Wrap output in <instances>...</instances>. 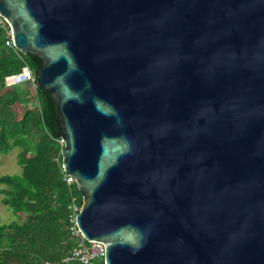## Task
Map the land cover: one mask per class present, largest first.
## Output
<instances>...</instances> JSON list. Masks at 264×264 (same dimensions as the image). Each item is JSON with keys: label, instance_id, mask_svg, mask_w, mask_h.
I'll return each mask as SVG.
<instances>
[{"label": "water", "instance_id": "water-1", "mask_svg": "<svg viewBox=\"0 0 264 264\" xmlns=\"http://www.w3.org/2000/svg\"><path fill=\"white\" fill-rule=\"evenodd\" d=\"M43 63L76 215L105 264H264V0H0Z\"/></svg>", "mask_w": 264, "mask_h": 264}, {"label": "trees", "instance_id": "trees-1", "mask_svg": "<svg viewBox=\"0 0 264 264\" xmlns=\"http://www.w3.org/2000/svg\"><path fill=\"white\" fill-rule=\"evenodd\" d=\"M6 39L0 24V153L19 147L21 172L0 175L1 201L18 216L0 224V264H81L64 260L73 244L71 198L82 204L85 195L63 179L55 101L48 89L13 83L14 73L27 66L37 73L43 61Z\"/></svg>", "mask_w": 264, "mask_h": 264}, {"label": "built area", "instance_id": "built-area-1", "mask_svg": "<svg viewBox=\"0 0 264 264\" xmlns=\"http://www.w3.org/2000/svg\"><path fill=\"white\" fill-rule=\"evenodd\" d=\"M0 24L6 28L7 39L5 43L9 46H13V42L7 31V23L0 15ZM14 47V46H13ZM13 83H29L32 87L36 88L33 75L31 73L30 67L27 66L24 69L17 71L13 75ZM59 142L63 144V141L59 138ZM63 179L67 184L74 183V179L71 175L67 174L63 168ZM82 204L77 202L75 196H72L71 203L69 205V230L70 238L73 240L72 246L69 248L66 256L64 257L65 261L76 260L81 264H105L104 257V247L100 241L96 240H87L82 234L79 226L77 225L76 215L80 211Z\"/></svg>", "mask_w": 264, "mask_h": 264}, {"label": "rangeland", "instance_id": "rangeland-1", "mask_svg": "<svg viewBox=\"0 0 264 264\" xmlns=\"http://www.w3.org/2000/svg\"><path fill=\"white\" fill-rule=\"evenodd\" d=\"M32 103H34L33 97H31L29 104L32 105ZM19 150L20 148L16 146L9 150L7 153H0V175L20 174L21 167L17 162V153ZM2 187H4V185L0 183V224L10 223L18 219V216L12 211V209L2 203Z\"/></svg>", "mask_w": 264, "mask_h": 264}]
</instances>
